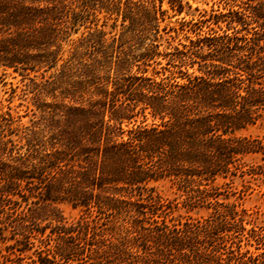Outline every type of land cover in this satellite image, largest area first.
<instances>
[{"label":"trees","instance_id":"trees-1","mask_svg":"<svg viewBox=\"0 0 264 264\" xmlns=\"http://www.w3.org/2000/svg\"><path fill=\"white\" fill-rule=\"evenodd\" d=\"M95 1H115L112 9L126 21L122 28L131 39L146 32L155 12V0H0V67L25 75L42 69L43 80L29 79L36 95L51 98L43 104V120L24 126L23 152L9 137V119L0 114V210L8 226L26 237L48 227H39L40 218L56 220L45 237L54 243L46 242L35 264L71 253L87 256L86 264H117L115 253L126 244L140 249L144 264H258L257 255L219 240L222 211L169 226L154 218V196L142 191L157 174L213 179L231 173L228 164L236 154L264 155V138L229 135L253 124L264 110V0H222L230 6L221 14L225 30L175 48V66L196 64L198 74L172 83L127 75L135 43L125 46L121 35L105 42L101 31H88L55 67L61 41ZM138 114L139 123L121 127ZM29 197L35 198L31 205ZM57 200L95 206L104 217L123 214L127 225L118 243L94 239L107 228L55 219L51 204ZM20 201L26 204L21 210Z\"/></svg>","mask_w":264,"mask_h":264},{"label":"rangeland","instance_id":"rangeland-1","mask_svg":"<svg viewBox=\"0 0 264 264\" xmlns=\"http://www.w3.org/2000/svg\"><path fill=\"white\" fill-rule=\"evenodd\" d=\"M114 2L95 1L90 14L69 29L68 36L61 41V59L56 63L57 69L81 37L88 31H101L105 42L121 35L125 46L135 43L134 52L128 60L127 75H145L155 81L163 79L165 83L185 82L186 75L198 74L197 65L176 67V61L172 60L176 59L173 56L175 48L181 49L189 39L194 40L212 30L217 33L225 30L221 14L230 8L222 0H155V12H150L149 28L140 37L131 39L130 33H125L122 28L126 21H122V16L112 9ZM235 8L236 6H231V9ZM74 29L76 31H73ZM145 48H150V51L145 52ZM41 71L42 69L29 71L25 75L12 67H0V114L10 121L9 137L13 139L18 151H24V146L19 147L25 142L22 137L24 126H29L32 120L42 121L45 117L43 114H46L43 104L51 100L50 97L36 95L35 85L29 79L31 77L40 82L43 80L40 77ZM52 71L53 69L46 70L44 77ZM261 80L264 84V76ZM259 112L261 117L253 124L239 128L229 135L262 140L264 110L259 109ZM141 119L142 116L138 114L131 121H123L121 127L131 128ZM151 121L150 115L147 114V124ZM153 122L157 123L159 119L156 118ZM228 166L231 173H219L213 179H200L198 176H187V179H184L182 174L173 172L157 174L145 181L144 187L149 191H142V195L150 192L154 196V218L158 222L163 220L169 226L203 221L214 216L216 210L222 211L225 217L218 233L223 235L224 239L219 240L226 248H239L247 255H257L256 262L263 264L264 258L261 256L264 254V155L260 151L239 153L232 158ZM17 199L20 200L18 197ZM28 199V205H31L30 201L35 198ZM20 203L19 210L24 209L25 201ZM51 205L54 207L53 212L59 216L55 219L59 218L58 221L65 225L86 221L90 227H96V230L107 228L103 235L94 238H103L106 243H118L119 230L127 225L123 214L104 217L105 214L99 213L95 206L88 208L82 204L73 205L67 200H57ZM38 221L39 227L47 223L48 227H45L42 233L33 230L25 234V237L8 226L9 217L0 210V264H35L37 257L45 254L44 250L48 246L46 242L49 245L54 243L53 240L46 241L45 237L56 220L40 218ZM116 246L118 244L114 245L113 251H116ZM115 254L118 257L117 264H144L139 248L126 244ZM49 257L51 258V255ZM52 260L51 264H86L89 259L84 254L71 253L68 258L55 257ZM95 261L94 264H105Z\"/></svg>","mask_w":264,"mask_h":264}]
</instances>
